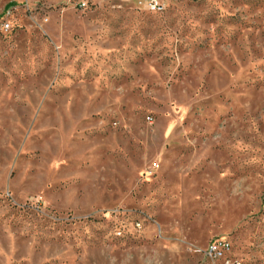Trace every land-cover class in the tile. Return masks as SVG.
Here are the masks:
<instances>
[{
  "label": "rangeland",
  "instance_id": "rangeland-1",
  "mask_svg": "<svg viewBox=\"0 0 264 264\" xmlns=\"http://www.w3.org/2000/svg\"><path fill=\"white\" fill-rule=\"evenodd\" d=\"M216 238L264 264V0H0V264Z\"/></svg>",
  "mask_w": 264,
  "mask_h": 264
},
{
  "label": "built area",
  "instance_id": "built-area-1",
  "mask_svg": "<svg viewBox=\"0 0 264 264\" xmlns=\"http://www.w3.org/2000/svg\"><path fill=\"white\" fill-rule=\"evenodd\" d=\"M4 28H8L5 24ZM232 246L230 242L223 238H216L208 243L203 250L204 257L210 264H240V259L232 256Z\"/></svg>",
  "mask_w": 264,
  "mask_h": 264
},
{
  "label": "bare ground",
  "instance_id": "bare-ground-1",
  "mask_svg": "<svg viewBox=\"0 0 264 264\" xmlns=\"http://www.w3.org/2000/svg\"><path fill=\"white\" fill-rule=\"evenodd\" d=\"M240 264H242V262L240 261Z\"/></svg>",
  "mask_w": 264,
  "mask_h": 264
}]
</instances>
